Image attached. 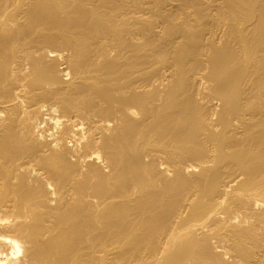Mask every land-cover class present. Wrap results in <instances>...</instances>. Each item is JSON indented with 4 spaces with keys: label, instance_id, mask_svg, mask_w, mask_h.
Returning a JSON list of instances; mask_svg holds the SVG:
<instances>
[{
    "label": "bare ground",
    "instance_id": "1",
    "mask_svg": "<svg viewBox=\"0 0 264 264\" xmlns=\"http://www.w3.org/2000/svg\"><path fill=\"white\" fill-rule=\"evenodd\" d=\"M0 264H264V0H0Z\"/></svg>",
    "mask_w": 264,
    "mask_h": 264
}]
</instances>
